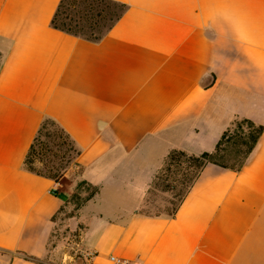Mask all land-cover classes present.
Wrapping results in <instances>:
<instances>
[{"label": "crops", "instance_id": "obj_1", "mask_svg": "<svg viewBox=\"0 0 264 264\" xmlns=\"http://www.w3.org/2000/svg\"><path fill=\"white\" fill-rule=\"evenodd\" d=\"M102 40L53 27L61 0H0V264H49L78 181L88 264H264V131L235 172L208 164L173 218L141 213L173 150L264 127V0H114ZM80 149L63 184L28 171L43 122Z\"/></svg>", "mask_w": 264, "mask_h": 264}, {"label": "trees", "instance_id": "obj_2", "mask_svg": "<svg viewBox=\"0 0 264 264\" xmlns=\"http://www.w3.org/2000/svg\"><path fill=\"white\" fill-rule=\"evenodd\" d=\"M126 10V4L114 0H61L52 19V25L73 36L98 42L110 32ZM263 131V126L249 119H240L222 134L211 152L190 154L182 150H173L148 189L142 210L152 205L157 192L171 193L172 200L168 203L173 207L166 212L144 215L175 217L208 164L235 172L241 171L249 162ZM80 152L63 128L55 121L46 119L28 151L24 166L34 174L59 182L68 168L75 165ZM37 164L42 165L44 169L38 168ZM85 186L87 196L83 200L74 194L78 207L84 206L99 193L98 187L86 181H81L77 187L81 189Z\"/></svg>", "mask_w": 264, "mask_h": 264}, {"label": "rangeland", "instance_id": "obj_3", "mask_svg": "<svg viewBox=\"0 0 264 264\" xmlns=\"http://www.w3.org/2000/svg\"><path fill=\"white\" fill-rule=\"evenodd\" d=\"M37 167L44 169L42 165ZM75 167H70L59 182L68 184L71 178L66 174ZM81 181L77 182L73 193L70 195L65 208L55 219V226L49 244V253L44 262L49 264H88L89 256L85 254L82 247V236L85 226L78 223V215L81 207H78L74 194H77L83 200L87 196V186L79 189L77 186ZM172 200L171 193L157 192L153 197V203L149 208L142 210V214L166 212L167 209L173 207L168 202Z\"/></svg>", "mask_w": 264, "mask_h": 264}, {"label": "built area", "instance_id": "obj_4", "mask_svg": "<svg viewBox=\"0 0 264 264\" xmlns=\"http://www.w3.org/2000/svg\"><path fill=\"white\" fill-rule=\"evenodd\" d=\"M89 258H90V256H89ZM110 259H111L113 264H127L126 262H124V261H122V260H120L114 256H111Z\"/></svg>", "mask_w": 264, "mask_h": 264}]
</instances>
